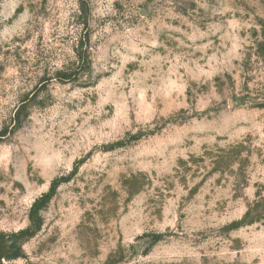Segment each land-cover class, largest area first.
<instances>
[{
    "label": "rangeland",
    "instance_id": "obj_1",
    "mask_svg": "<svg viewBox=\"0 0 264 264\" xmlns=\"http://www.w3.org/2000/svg\"><path fill=\"white\" fill-rule=\"evenodd\" d=\"M257 192L264 0H0V264H264Z\"/></svg>",
    "mask_w": 264,
    "mask_h": 264
},
{
    "label": "trees",
    "instance_id": "obj_2",
    "mask_svg": "<svg viewBox=\"0 0 264 264\" xmlns=\"http://www.w3.org/2000/svg\"><path fill=\"white\" fill-rule=\"evenodd\" d=\"M259 196L260 195L257 192L255 194V201L251 205H247V210L241 219V222L243 224H252V223H255L257 221L264 220V219H262L263 217H261L263 215H257V211L262 206V201H264V200L260 199ZM23 233H25V232H22L21 235Z\"/></svg>",
    "mask_w": 264,
    "mask_h": 264
}]
</instances>
